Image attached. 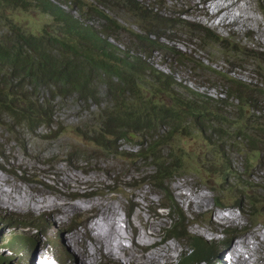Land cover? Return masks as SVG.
Segmentation results:
<instances>
[{
  "label": "rangeland",
  "instance_id": "obj_1",
  "mask_svg": "<svg viewBox=\"0 0 264 264\" xmlns=\"http://www.w3.org/2000/svg\"><path fill=\"white\" fill-rule=\"evenodd\" d=\"M52 2L63 4V8L67 11L76 10L77 6L81 5L80 13L84 18L89 19V25L96 28L95 30L105 24L92 16L91 9L95 7L97 0H52ZM137 2L141 7V11H137V14L131 15L116 9H110L105 13L109 22L114 21L122 28L120 31L112 28L113 36L109 40V42H115L120 49L127 45L134 49H141L134 38L135 35L140 34L139 23L159 21L160 15L165 17L169 15L173 19L181 18L194 27H199L192 30V28L172 25L169 22L157 27L159 30L168 28V36L160 41L164 47L183 55L178 59H172L173 57L165 50L153 51L149 57L140 53L136 54L135 50L130 52L131 55L145 60L146 63L152 64L165 74L172 73L176 83L174 90L180 84L204 96L223 98L226 84L222 83V80L211 72L212 70L219 71L229 80L264 87V77L260 78L256 75L257 72L264 75V66L258 60L248 58L249 52H264V18L256 0H137ZM215 2L225 4V7L219 11L220 13L211 14L207 8L210 6V10H215ZM16 7L18 6L0 5L2 19L36 36L44 30L51 31L50 16L41 14L36 9H28L26 6ZM223 12L224 15L226 14V19L227 16H234L235 22L230 25L225 22L215 25L217 15ZM72 14L76 15L73 12ZM3 25L0 21V31L3 30ZM202 30L209 35H216L226 40L223 45L238 49L235 51L244 52L248 57L227 53L226 50L222 51L217 43L204 37L206 34ZM60 56L70 60L73 58V55L68 53H62ZM175 60H178V63H175ZM36 89L37 94L34 98L49 103L52 108L53 119L49 128L41 127L33 133L23 125L16 126L14 118L0 115L2 124L0 125V151L3 153V157H1L2 154L0 155L2 167L0 169L2 179L0 215L12 218L31 214L27 217L39 220L38 231L45 230L46 235L43 236H47V244L36 251L37 258L40 252L45 257L44 262H38V264H58L52 259L54 251V254L64 255L66 264H81V260L88 262L84 252L77 258L78 252L83 251L80 242L92 247L87 240L91 232L90 226L102 207L113 204L117 205L116 211L119 208L123 225L132 239L136 240L140 232L147 235L156 234L154 239L160 241V246L155 253L159 264L162 261L171 264L181 262L190 252L192 240L198 243L196 239L199 238L203 246L210 244L214 246L213 244L216 245L229 236L232 238L229 247L221 251L219 256L221 259L211 263L227 264L225 260L227 251L237 241L253 234L255 238L249 239L254 251L250 255L244 250V254L252 257L253 261L250 264H264V245H257L256 240L257 235H264V212H261L262 215L257 216L256 219H250L249 216H243L236 209L228 207L229 201L224 199L222 194L216 196L214 192L208 190L206 184L215 186L220 184L222 179L218 175H213L212 172L203 171L210 167L209 152L213 148L208 149L202 146V137L198 138V131L179 130L181 137L187 136V142L184 145L183 141L173 143V147L176 144L181 145L183 149L186 148V152L183 159L179 160L180 168L166 182L165 188L172 196V202H169L166 194L163 191H157L151 183L152 180L147 177L152 171L154 172L149 161H140L129 155H135L137 144L148 142V136L152 132H144L143 136L129 130V141L120 140L116 143L118 154H108L96 144L94 138L96 133L92 130L96 113L116 102L104 93L102 83L96 88V98L101 101V105H97L95 101L85 103L74 93L60 95L56 91L51 93L46 86H37ZM140 89L144 99L156 101L150 96L146 86ZM159 95L162 97L161 94ZM115 96L117 97L116 94ZM231 103L236 104L235 101ZM167 131L166 127L154 129L157 134ZM110 140H113V137ZM163 152L164 150L160 151V153ZM128 157L135 161L129 160ZM202 157L209 158L201 160ZM194 160H196L195 163L199 161L201 165L202 172L198 174L191 172L196 167L193 164ZM231 160L236 163L237 157L232 156ZM20 174L22 176H19ZM71 175L78 180H89L79 185L76 180L70 179ZM81 190L91 193L79 194ZM197 194L199 198H202L203 203L199 204L200 199L197 198ZM184 196L190 197L195 205L186 207ZM219 196H222V203L218 205L215 202ZM257 197L260 196L257 195ZM88 200L98 202L101 207L90 209L84 205ZM71 202L79 203L83 209L70 212L67 206ZM160 205L168 209L159 210ZM219 212L233 215L237 219V222H233L235 226H229L230 223L226 220H223L225 223L218 222L216 216ZM179 216H182V220ZM174 222H176L175 229L178 235L171 238L172 232H167V229L172 228ZM15 229L21 232V228L15 227ZM28 232L26 235L32 236L31 230ZM223 233L225 234L221 235ZM16 234L13 228H9L8 231L2 232V237L14 238ZM75 235H77V244L72 241ZM2 242L4 241L0 240V257L13 258V254L3 246ZM48 245L51 246L47 247ZM139 247H141L139 243H136L134 248L130 247L129 243L128 254L133 256L131 261L126 259L127 256L119 255L122 257L118 260L106 257L102 264H140ZM148 251L149 249L144 250L145 253ZM94 258L96 255L93 256V260ZM169 258L171 261H168ZM86 264H94V262L90 261Z\"/></svg>",
  "mask_w": 264,
  "mask_h": 264
},
{
  "label": "trees",
  "instance_id": "obj_2",
  "mask_svg": "<svg viewBox=\"0 0 264 264\" xmlns=\"http://www.w3.org/2000/svg\"><path fill=\"white\" fill-rule=\"evenodd\" d=\"M256 2L264 18V0ZM0 5L26 6L39 10L52 20V24H49L51 31L44 30L36 36L5 21L0 14V21L4 24L0 31V115L14 118L16 126L23 125L35 133L41 127L49 128L53 119L50 104L34 98L37 86H46L51 93L56 91L58 95L74 93L85 103L95 101L101 105L96 98V88L102 83L104 93L116 102L96 113L94 118L92 130L96 133L95 142L101 149L108 154H116V143L129 141V130L137 135L152 132L148 136L149 141L139 142L135 155H129L140 161H149L154 172L147 177L153 181L151 183L155 189L163 191L172 202V196L165 188L166 182L180 168L179 160L186 152V148L178 144L173 147V143L183 141L184 145L187 142V136L181 137L179 130L198 131L202 146L213 148L209 152L210 167L203 171L212 172L222 179L215 186L208 184V189L216 196L222 194L224 199L234 201L233 207L240 209L250 219L262 215L264 87L229 80L219 71L212 70L226 84L223 98L204 96L180 84L174 90L176 83L172 73L165 74L130 54L135 50L136 54L149 57L153 51L165 50L172 59H178L183 55L164 47L160 41L168 36V28L159 30L157 27L166 22L192 30L199 27L181 18L160 15L159 21L139 23L140 34L134 38L141 49L128 45L120 49L109 40L113 36L112 28L119 31L122 28L114 21L109 22L105 13L116 9L133 15L141 11L137 0H97L91 9L92 16L100 19L102 24L105 22L98 30L89 25V19L80 13L81 5L69 11L63 8V4L52 0H0ZM203 32L207 35L204 37L217 43L222 51L248 57L244 52L235 51L238 49L223 45L226 40ZM62 53L71 54L73 58L61 57ZM248 58L258 60L264 66V52H249ZM256 75L264 77L260 72ZM143 86L149 89L150 96L156 101L144 99L140 89ZM234 101L235 105L231 103ZM156 127H166L168 131L157 134L154 132ZM111 137L113 140H110ZM161 150L164 152L160 153ZM232 156L237 157V166L233 165ZM207 158L202 157L201 160ZM196 160L193 162L196 167L191 172L198 174L202 169L199 161L195 163ZM215 203H222V196L217 197ZM179 217L182 220V216ZM173 227L176 228L175 224ZM175 228L172 232L176 231ZM231 240L227 237L217 246H203L197 238L198 243L192 241L194 247L190 260L211 264L221 251L229 247Z\"/></svg>",
  "mask_w": 264,
  "mask_h": 264
},
{
  "label": "bare ground",
  "instance_id": "obj_3",
  "mask_svg": "<svg viewBox=\"0 0 264 264\" xmlns=\"http://www.w3.org/2000/svg\"><path fill=\"white\" fill-rule=\"evenodd\" d=\"M224 7H225V4H222L220 2H215V4H214L215 10L214 9L210 10V6H209L207 8V11L209 13L211 12V14H214V13H217L220 10L224 9ZM16 13H18V12H16ZM82 20H83V18H82ZM224 22H225V24L230 25V23H234L235 22V17L234 16L233 17H230V16L228 17L227 16V19H226V14L224 15V12L221 15H217V17L215 19V23H216L215 25H219L220 23H224ZM28 23H29V21H28ZM70 179L74 180V181L76 180L79 185H81L82 183H85L86 181L89 180V179H87L85 181L78 180L74 175H71ZM1 180L2 179L0 177V183H1ZM1 187H3V186H1ZM89 192L90 191L86 192V191H82L81 190V192H79V194H83L84 195V194H87V193L89 194ZM186 197L184 196V201H185L186 207H188V206L193 207L195 204L192 201V199L190 197H188V198H186ZM199 197L200 196L198 195L197 198L200 199L199 204H201V203H203L201 201L202 198H199ZM15 198H16V196H15ZM84 205H86L90 209L91 208H95V207H101L98 202L89 201V200L85 201ZM197 205L198 204L196 203V206ZM65 206H67V205H65ZM67 208L69 209L70 212H76L78 210H82L83 206L80 205L77 202H71L67 206ZM116 208H117L116 204H113L112 206L102 207V209L98 213L96 219L93 220V222H92V224L90 226L91 232L89 234V235H91V240L93 242L92 243L93 244L92 247L87 246L86 243H84L82 241L80 242V244L82 246L81 248H83V252L85 253V256L87 257V260H88V262H86V263H89L90 261L94 262V260H93L94 252H98V253L104 254L106 257H110V258L117 259V260L119 259V255L127 256L126 259L131 261L133 259V256H132V254L131 255L128 254V248H129L128 244L130 243V247L134 248V247H136V243H139V245L141 246V247H139V249H140V251H139L140 255L138 256L139 263L140 264H155V262H157L159 264L160 262L156 258L155 253H156L157 247L160 246V244H159L160 241H156L154 239L156 234L155 233H149L147 235V234H144L143 232H140L137 235L136 240L132 239L131 238L132 236L131 235L129 236V234L126 231L125 226L123 225V221H122L123 219L121 218V215L119 214V208H118V211H116ZM228 214H225L224 212H219V214L217 216L216 215L215 216H216L218 222L225 223L224 221L226 220L227 223H230V224H228L229 226H233L234 227L235 224H233V222H237V219L233 215L230 216ZM138 216H139V214H138ZM77 235H75V237L72 238V241L75 244H77V242H78V240L76 238ZM249 238H253L254 239L255 238L254 234L251 235V236H248L247 238H242L241 240L237 241V243H235L227 251L228 253L226 254V259H225L227 264H250V262L253 261L252 257L245 256V254H244V252L247 251V253H249L251 255L252 251H254V250H252L253 244H250L251 241H250ZM256 240H257V245H259V246H263L264 245V235H262V234L261 235H257ZM145 249H149V251L147 253H145L144 252ZM168 261H171V258H169ZM80 263L81 264H86L82 260L80 261ZM49 264H51V263H49Z\"/></svg>",
  "mask_w": 264,
  "mask_h": 264
},
{
  "label": "clouds",
  "instance_id": "obj_4",
  "mask_svg": "<svg viewBox=\"0 0 264 264\" xmlns=\"http://www.w3.org/2000/svg\"><path fill=\"white\" fill-rule=\"evenodd\" d=\"M1 157H3V155H1ZM233 165L237 166L238 164L236 162V163H233ZM19 176H22V175L20 174ZM206 187L208 188V184H206ZM233 202L234 201H229L227 206L230 207V208L236 209L241 215H243V213H242V211L240 209H238L237 207H233L234 206ZM167 209L168 208L165 207L164 205H160L159 206V210H167ZM29 215H31V214L13 216L12 218H8V217L0 215V235H1L0 240L4 241V242H2L3 246L6 247V249L9 250L14 256L13 258L10 257L11 259L10 258L9 259H4V258L0 257V264H21V263H23V264H38V262L39 263L44 262L43 259H45V257L42 256V253L40 252L38 254V258H37L36 251L42 245L47 244V236L46 237L43 236V235H46V232H45V230L38 231V229H40V225L37 224V222L39 220L27 217ZM243 216H246V215H243ZM173 224H175V226H176V222H174ZM79 226H81V225H79ZM83 226H84V223H83ZM15 227L21 228V230H20L21 232H18L15 229ZM70 227H73V226H70ZM128 227H129V225H128ZM9 228H13V230H15L17 232V234L14 236V238H11V237L3 238L2 237V232L8 231ZM173 228H175V227H173V225H172V228H170L169 230L167 229V232H169V233L172 232L171 230ZM29 230H31L32 236L26 235L27 233H29L28 232ZM175 232L171 233V238H175V236L178 235V233H175ZM172 234H174V235H172ZM224 234L225 233H223L221 235H224ZM226 234L228 235L227 231H226ZM227 237H229V236H227ZM87 240L91 244L93 243L92 240H91V235H89L87 237ZM192 241H191V246L192 247L190 249V252L186 255V258L182 259L181 262L176 263V264L192 263V262L196 263V261L190 260L191 252H192V249L194 247L192 245ZM213 243H215V242H213ZM218 244H216V245L213 244V245L217 246ZM49 246H51V245H48L47 247H49ZM80 246H81V244H80ZM92 246H93V244H92ZM54 253H55V251L52 252V254H53L52 255V259H54V261L56 263H58V264H66L64 255H62V254L58 255V254H54ZM79 254L80 255L83 254V251L78 252L77 258L80 257ZM94 255H96V258H94V264H102L106 260L105 259L106 256L104 254H101V253H98V252H94ZM119 257H122V256H119ZM95 259H97V260H95ZM107 259H112V258H108L107 257ZM218 259H221V257L213 259L212 261L218 260ZM77 261H78V259H77ZM212 261H211V263H212ZM161 264H171V263L166 262V261H162ZM196 264H209V263L204 262V261H200L199 263H196Z\"/></svg>",
  "mask_w": 264,
  "mask_h": 264
}]
</instances>
